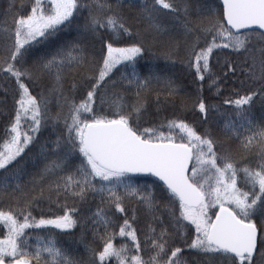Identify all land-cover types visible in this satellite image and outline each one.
<instances>
[{
  "label": "snow or ice",
  "instance_id": "6c2138e0",
  "mask_svg": "<svg viewBox=\"0 0 264 264\" xmlns=\"http://www.w3.org/2000/svg\"><path fill=\"white\" fill-rule=\"evenodd\" d=\"M93 6L110 14L100 17L90 12L83 34L111 29L117 36H140L112 12L113 5L107 0H97L94 5L83 0H33L24 14L15 11L13 0L7 9L11 26L0 27V73L14 78L22 92L10 139L0 149V200L11 198L22 205L15 212L0 209V225L6 229L0 239V264H110L113 258L117 264H188L183 259L185 249L174 246L173 236L183 239L193 256L192 264H264V120L257 123L251 116L254 99L264 103V0H222L219 10H210L203 17L198 14L197 22L190 18L188 3L151 0L143 5V19L152 39L169 37L163 57L174 63L183 47L199 81L207 77L218 95L222 90L213 71V53L219 56L229 50L223 60L227 69L223 76H236L239 87L248 90L223 101L234 106V113L223 123L222 138H217L210 127L201 134L182 119L159 127L143 126L144 94L161 79L155 74L142 77L136 71L137 58L151 51L143 38L127 47L107 43L102 68L97 76L85 77L89 80L82 85L86 97L79 102L64 93L63 79L67 72L88 62L80 41L60 48L50 58L30 62L32 48L55 37L75 22L82 9ZM120 6L121 0H116V7ZM161 12L171 17L167 25L160 21ZM120 65L131 67V73L122 72ZM53 73L51 91L63 100L61 112L54 117L49 115L48 98L38 100L23 82L39 83ZM165 83L169 95H175L174 82ZM255 84L258 90L251 87ZM122 89L134 90L135 100L129 102ZM198 109L205 122L209 112L219 111L202 98ZM50 119L56 124L62 121L63 135L39 146L37 159L43 161V167L29 172L21 162L33 150L29 146H37L36 136ZM22 120L28 122L31 135L22 130ZM177 131L179 137L174 134ZM233 140L239 150L254 159V166H239L229 143ZM241 173L248 190L238 186ZM147 177L161 182V202L149 191L151 185L136 183ZM89 194L123 214L118 233L108 232L116 221L105 209L97 208L92 222L102 225L107 235L95 233L102 244L100 249L85 245L86 260L73 259L55 241L39 236L34 250H30L32 236L26 230L51 227L67 231L77 224L69 212L52 218L42 214L37 219L31 211L34 204L41 199L51 202L53 196L57 203L61 196L85 201ZM130 199L142 204L152 223L160 225L157 232L150 224L145 234L152 249L147 259L140 254V238L129 222L128 213L132 219L136 214V209L125 206ZM117 235L130 239L133 247L116 246Z\"/></svg>",
  "mask_w": 264,
  "mask_h": 264
},
{
  "label": "trees",
  "instance_id": "16d2710c",
  "mask_svg": "<svg viewBox=\"0 0 264 264\" xmlns=\"http://www.w3.org/2000/svg\"><path fill=\"white\" fill-rule=\"evenodd\" d=\"M125 3H129L128 10L125 9V6L116 7V0H107L108 3L113 5L112 12L117 14L126 26L132 28L133 33L137 31L140 33L139 37L129 38L127 34H117L113 33L111 29H100L98 33L92 34L87 33L83 34L82 30L86 20L88 19L90 12L91 14H96L97 16L104 17L109 15L106 10L101 11L94 6L89 8H84L79 13L75 22L70 25V27L65 30L57 33V35L51 38L49 41H46L43 44L37 45L31 49V55L35 59L39 57H51L55 54L60 48L71 45L76 41H80L82 46L85 47L84 55L87 58V63L85 67L77 69L75 71H69L65 74L63 79V90L66 95L73 96L77 102L86 97V92L82 85L89 83V80L85 77H95L98 75L99 70L102 68V55H106V44L113 43V46L117 47H127L132 43L139 42L143 38V43L146 47L150 48V52H146L143 58H137L136 71L142 76L146 77L149 74L158 75L161 79L159 82H154L152 84L151 90L144 94L146 99V112L141 118V123L144 127H159L162 124H167L170 120H179L182 119L187 122L189 125L194 126L198 132L203 133L205 128H211L213 134L217 138H222L221 129L225 120L232 116L234 113V106L224 104L225 99L233 97V92L229 93V96L226 92V89L222 86L224 91L221 94H217V89L208 86L206 83L210 81L207 77L202 83L199 81L198 77L195 75V69L188 65L189 56L183 49L180 50V54L175 56L174 59L178 62H172L163 57L162 53L167 50V41L169 37L163 35L158 37L155 41L152 39V34L148 31V23L143 19V5L147 0L143 1L139 7L131 0H121ZM217 1V0H215ZM12 1L0 0V27L4 25L2 20L12 21V16L7 14V9L9 4ZM84 3L89 5H94L97 0H83ZM100 3H103L104 0H99ZM151 0H149V3ZM23 5V8H21ZM133 5V6H132ZM192 8V14L195 13L194 10L197 8L198 11L204 9L195 5L192 1L189 3ZM221 7V5H220ZM28 10V4L26 0H22L21 4H15V11L20 14L26 13ZM195 17V15L193 14ZM171 20V17L168 19L160 20L162 23L167 25ZM129 21V22H128ZM194 22V21H193ZM106 32H105V31ZM63 33V34H62ZM176 38L179 39V32L176 34ZM165 49V51H163ZM225 58V56H224ZM224 58L219 56L213 57V67L218 68L216 63L219 60V66L223 64ZM232 58V57H231ZM236 60L237 58H232ZM30 58V62H31ZM122 72L131 73V67L125 68L123 65L118 66ZM213 71L221 79V75L218 69H213ZM233 76H231V80ZM172 80L177 89L175 95H169L168 88L166 86V81ZM23 82L28 85L31 94L37 96V99L41 97H47L49 100L48 110L50 116H55L57 113L61 112V105L63 100L60 95L56 92L51 91L55 85V74H51L45 77L44 80L39 83L30 82L27 79H24ZM6 90V91H5ZM123 91L124 96L129 102L135 100L134 90H121ZM22 92L19 90L18 84L15 79L6 76L4 73H0V149L3 148L4 144L10 139V129L12 123L15 121V115L18 110L17 101L20 99ZM157 98L159 102L157 103ZM203 99L206 104L216 105L219 109L218 112H209L207 122H205L203 115L199 112L198 101ZM256 102L261 106V109L264 112V103H261L260 99L257 97ZM256 108V107H253ZM252 108V109H253ZM251 109V116L255 122L259 123L261 120H264V114H257L255 110ZM257 109V108H256ZM63 112L67 113V108L63 109ZM21 126L23 131H29L28 122L22 120ZM167 134V129H162ZM29 134L32 133L29 131ZM179 137L178 131L174 133ZM63 135V123L62 121L59 124L54 123L51 119L48 121L47 125L42 127L40 132L36 136V140L39 142L36 147L30 145V148H33L31 152L28 153L26 159L21 162L22 167H25L29 172L36 173L40 168L43 167V161L37 159V154L39 152V146L45 144H51L57 139L58 136ZM234 142L236 145V141ZM237 148V146H236ZM27 152V149H26ZM236 153L233 152V158L239 161V166H254V159L246 155L243 151L237 148ZM54 158V157H50ZM19 159V158H18ZM15 164V162H13ZM12 168V165L8 166ZM3 170H0L2 172ZM74 171L70 170L69 174ZM241 173L238 177V186L247 189L242 182ZM136 183L142 185H151L149 191H152L157 202H161L162 196L164 195L161 182L156 181L154 177H147L139 179ZM47 196V192L45 193ZM56 198L53 196V200L50 202L47 199L39 200L38 204H34L31 211L32 215L39 219L43 214L44 218H52L55 215H64L65 212H69L73 219L77 221L76 227L73 229L62 231L54 228H42L36 230H26L32 239L29 241L34 250L37 240L36 237L39 236L42 240L48 241L53 240L56 243V246L61 248L66 252L70 257L76 260L87 259V250L85 245H88L92 248L100 249L102 241L95 234L98 232L99 235H107L105 229L100 224H93V214L96 212L97 208L105 209L108 214L116 221V225L109 227L108 232H117L119 230V225L123 223V214L116 213L114 210L110 209L106 204H102L100 198L93 197L89 194L87 200L81 201L73 197H63L59 198V202H55ZM166 202V201H164ZM18 205L14 199L7 198L0 200V209L3 210H12L15 212ZM125 206L127 209H136L135 219H132L131 212L128 213L129 222L137 230V235L140 238L141 242V255L144 259L148 258L149 253L152 251L150 244L146 242V233L149 231V225L157 229V232L160 231V225L152 223L151 214L147 213L144 210L142 204L136 200H126ZM159 215H164L159 213ZM165 225H168V218L165 215ZM168 231L172 232V228L168 226ZM6 235V229L0 225V239L4 238ZM180 237L173 236V241H175L174 246H179L185 249L183 259L192 264L193 256L189 254V251L186 248V245L183 242V239ZM171 243V241H170ZM116 246L121 244H127L129 248H132V242L128 238H121L118 235L114 240ZM7 263V262H6ZM110 264H117L116 260L113 258Z\"/></svg>",
  "mask_w": 264,
  "mask_h": 264
},
{
  "label": "rangeland",
  "instance_id": "374dc122",
  "mask_svg": "<svg viewBox=\"0 0 264 264\" xmlns=\"http://www.w3.org/2000/svg\"><path fill=\"white\" fill-rule=\"evenodd\" d=\"M7 2V1H12L13 2V0H4V2ZM21 1L22 0H14V3L16 4V5H19V4H21ZM27 1V4H28V10H27V12L29 11V6L33 3V0H26ZM134 4H135V6H137V7H139L140 6V4H142V2L143 1H141V0H131ZM190 1H192L193 3H195V5H197V6H199L200 8L201 7H203L204 9H202V10H200V11H198V9L196 8L195 10H194V12L195 13H193L194 15H195V17L193 16V14L191 13L192 12V8L190 7V18L192 19V21H194V22H197L198 21V14H199V17H203V16H205L206 14H208V12L210 11V10H219V8H220V2L217 0V1H215V0H175V2L176 3H190ZM11 2V3H12ZM121 3H122V6L124 5L125 6V9H127L128 10V7H129V3H125V1H121ZM146 3H149V0H147L146 1ZM133 6V5H132ZM81 14V13H80ZM75 15V14H74ZM92 15H96V14H92ZM78 17V16H77ZM89 18V17H88ZM159 18H160V20H163V18L164 19H168V18H170V16H168L165 12H161L160 13V16H159ZM1 22H4V25H1V27H3V26H11V21H8V20H2ZM5 22H7V25H5ZM129 22V21H128ZM70 27V26H69ZM65 30V29H64ZM105 31V30H104ZM112 31V30H111ZM106 32V31H105ZM63 34V33H62ZM111 43H112V41H111ZM114 47H117V46H114ZM163 51H165V49H163ZM229 50H225L224 52H221L220 53V55H219V57L220 58H224V56L226 55V53L228 52ZM181 53V52H180ZM179 53V54H180ZM178 54V55H179ZM213 57H218L217 55H216V52H214L213 53ZM30 58L31 59H33V60H35V57L33 56V55H31L30 56ZM232 58H237L236 60H238L239 59V57H236V56H232ZM176 59V58H175ZM174 59V60H175ZM175 62H178V61H176L175 60ZM220 63V62H219ZM218 65V68H216V67H213V69H218L219 70V73H220V75H221V79L219 80V83H220V89L222 90V91H224V89H222V86L226 89V92L225 93H231V92H233V96L235 97V93L236 92H240L241 94H244L248 89L247 88H241V87H239V85H238V80H237V77L236 76H233L232 77V79L233 80H231V75H229L228 76V78L227 79H225L224 78V76H223V73L224 72H226L227 71V69L224 67V65L221 63V65L219 66V64H217ZM237 75H239V74H237ZM242 78V77H241ZM202 83H206V82H202ZM208 86H210V87H213V86H211V81H207V83H206ZM253 89H256V90H258L259 89V85L258 84H255V85H252L251 86ZM213 88H215V87H213ZM216 89V88H215ZM229 96H231L230 94H229ZM229 98H231V99H233V97L231 96V97H229ZM236 98V97H235ZM256 99L257 98H255L254 99V104H253V107H256V108H253L252 110H255V112L258 114H264V112H263V110L261 109V106H260V104L258 103V102H256ZM231 145H232V148H233V152H235V154L236 153H238V152H236V150H237V148H236V145L234 144V142H229ZM237 155V154H236ZM179 239H182L181 237L179 238Z\"/></svg>",
  "mask_w": 264,
  "mask_h": 264
},
{
  "label": "water",
  "instance_id": "95a60500",
  "mask_svg": "<svg viewBox=\"0 0 264 264\" xmlns=\"http://www.w3.org/2000/svg\"><path fill=\"white\" fill-rule=\"evenodd\" d=\"M218 1H220V4H221V6H222V0H218Z\"/></svg>",
  "mask_w": 264,
  "mask_h": 264
}]
</instances>
